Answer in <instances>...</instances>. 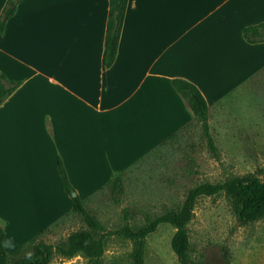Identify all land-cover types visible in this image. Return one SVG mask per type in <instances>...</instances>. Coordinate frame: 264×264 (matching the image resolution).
<instances>
[{"label": "crops", "instance_id": "crops-1", "mask_svg": "<svg viewBox=\"0 0 264 264\" xmlns=\"http://www.w3.org/2000/svg\"><path fill=\"white\" fill-rule=\"evenodd\" d=\"M115 0H18L0 31V220L9 251L70 208L59 157L80 199L192 119L171 77L207 110L264 66L243 26L264 0H126L112 62L101 50ZM5 0H0V9Z\"/></svg>", "mask_w": 264, "mask_h": 264}, {"label": "rangeland", "instance_id": "rangeland-1", "mask_svg": "<svg viewBox=\"0 0 264 264\" xmlns=\"http://www.w3.org/2000/svg\"><path fill=\"white\" fill-rule=\"evenodd\" d=\"M206 121L213 151L192 118L120 171L115 200L103 186L85 196L82 205L111 229L121 223L123 212L129 224L136 225L143 213L178 205L185 189L200 181L248 172L263 179L264 66L212 103ZM185 226L191 264H264V217L237 222L221 193L198 196ZM83 227L80 216L66 210L43 228L40 237L54 243ZM172 232L168 223L160 222L145 235L143 264H180L169 246ZM129 247V240L107 236L102 264H129ZM47 264H85V258L53 254Z\"/></svg>", "mask_w": 264, "mask_h": 264}, {"label": "trees", "instance_id": "trees-1", "mask_svg": "<svg viewBox=\"0 0 264 264\" xmlns=\"http://www.w3.org/2000/svg\"><path fill=\"white\" fill-rule=\"evenodd\" d=\"M17 1L5 0L0 9V31L6 18L12 14ZM125 3L126 0H115L106 11L101 50V62L104 67H107L114 57ZM240 35L249 43L264 41V20L243 26ZM169 83L190 111L192 118L199 124L206 147L213 151L214 145L206 121V103L202 95L194 84L183 78L171 77ZM18 84V80L9 79L0 72V102ZM56 173L59 186L70 199L68 211L78 214L85 227L67 232L62 239L54 243L42 240L40 237L42 229L12 250L6 251L2 245L4 221L0 220V264H47L53 254L64 258L79 254L85 258V264H102L101 255L105 240L110 235L129 240L130 247L127 252L129 264H143L145 235L153 231L160 222L168 223L173 228L169 246L176 260L180 264H191L185 225L192 215L194 201L198 196L221 193L239 223L264 217V178L261 179L256 174L248 172L240 175L229 174L215 181L194 183L185 189L178 205L164 207L153 214L143 213L141 222L136 225L129 224L127 213L123 212L121 223L114 228L106 229L82 205V199L69 183L59 157L56 158ZM119 174L120 172L112 174L111 178L103 184L109 189L114 200L116 196L113 194L116 195L120 190Z\"/></svg>", "mask_w": 264, "mask_h": 264}, {"label": "water", "instance_id": "water-1", "mask_svg": "<svg viewBox=\"0 0 264 264\" xmlns=\"http://www.w3.org/2000/svg\"><path fill=\"white\" fill-rule=\"evenodd\" d=\"M72 194V193H71Z\"/></svg>", "mask_w": 264, "mask_h": 264}]
</instances>
